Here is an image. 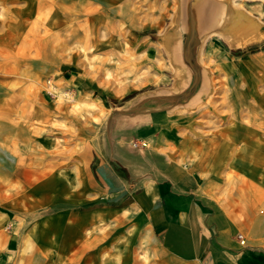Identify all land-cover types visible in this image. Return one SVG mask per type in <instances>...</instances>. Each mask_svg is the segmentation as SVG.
<instances>
[{"label": "rangeland", "instance_id": "374dc122", "mask_svg": "<svg viewBox=\"0 0 264 264\" xmlns=\"http://www.w3.org/2000/svg\"><path fill=\"white\" fill-rule=\"evenodd\" d=\"M205 1L0 0V153L41 168L48 179L41 193L24 197L33 210L25 208V220L17 217L23 230L37 220L40 201L72 206L75 164L66 157L81 124L61 120L79 115L85 121L86 100L73 94L80 74L101 84L107 77L113 88L130 93L194 94L180 121L200 136L220 139L222 196L239 205L250 198L264 216V0H211L235 10L217 28L206 27L198 14ZM138 108L147 109L142 103ZM141 142L147 146L138 148L151 147L145 139L131 144ZM7 164L0 162V182L12 198L21 185L2 175ZM74 245L64 242L63 256L41 253L37 264L109 259L89 258L91 252ZM49 248L56 244L50 241Z\"/></svg>", "mask_w": 264, "mask_h": 264}, {"label": "crops", "instance_id": "0c3cea01", "mask_svg": "<svg viewBox=\"0 0 264 264\" xmlns=\"http://www.w3.org/2000/svg\"><path fill=\"white\" fill-rule=\"evenodd\" d=\"M75 79L73 94L87 104L85 121L79 115L61 120L81 124L66 157L75 164L72 206L40 201L37 220L23 230L17 217L25 220V208L33 210L24 197L41 193L48 179L41 168L0 153V162L12 163L2 175L21 185L11 198L0 182V264H37L41 253L63 256L66 241L78 242L73 247L91 252L89 258H109L105 264H264V216L250 198L239 205L222 196L220 139L180 121L194 94L130 93L107 77L103 85L86 74ZM140 139L151 147L134 148ZM13 198L21 200L9 203Z\"/></svg>", "mask_w": 264, "mask_h": 264}, {"label": "bare ground", "instance_id": "6f19581e", "mask_svg": "<svg viewBox=\"0 0 264 264\" xmlns=\"http://www.w3.org/2000/svg\"><path fill=\"white\" fill-rule=\"evenodd\" d=\"M250 1V0H249ZM219 3V2H218ZM198 10H199V12H198V14H199V16H200V18H202V20H203V24L205 25H208V26H206V27H212L213 25H215L216 26V24H218L220 21H221V19H222V17L224 16V15H227V18H229V19H233V12L235 11H233L232 9H231V7L230 8H228V6H226V5H224V4H217V3H214L213 1H211V0H207V1H205V2H203L202 4H201V6H199V8H198ZM191 13V12H190ZM238 13V12H237ZM192 15V14H191ZM253 15V14H252ZM242 17V16H241ZM238 20H239V18H238ZM255 21V20H254ZM237 22V21H236ZM253 23V22H252ZM232 24H234V23H232ZM257 24V23H256ZM219 25V24H218ZM226 25V24H225ZM216 28H217V26H216ZM229 28V27H228ZM204 29V28H203ZM203 29H201V31L203 30ZM264 29V28H263ZM262 29V30H263ZM255 30V29H254ZM226 32V31H225ZM247 33H248V31H247ZM250 33V32H249ZM243 34V33H242ZM23 50V49H22ZM19 51H20V49H19ZM18 51V52H19ZM13 53V52H12ZM264 55V54H263ZM18 58V57H17ZM260 62V61H259ZM206 72V71H205ZM18 74H19V72H17ZM16 73V74H17ZM196 76V75H195ZM203 77H205V76H203ZM209 81V80H208ZM206 82V81H205ZM230 83V82H229ZM207 84V83H206ZM46 87V86H45ZM236 87V86H235ZM209 88V87H208ZM246 91H247V89H246ZM248 92V91H247ZM249 93V92H248ZM252 93V92H251ZM243 94H244V92H243ZM241 95V94H240ZM247 96V95H246ZM243 97V96H242ZM247 98V97H246ZM236 99V98H235ZM230 100V99H229ZM247 100V99H246ZM248 102V101H247ZM247 104V103H246ZM235 105V104H234ZM255 105V104H254ZM251 107V106H250ZM234 108V107H233ZM251 110V109H250ZM252 113V112H251ZM25 159V158H24ZM23 159V160H24ZM20 160V159H19ZM19 162H21V161H19ZM18 162V163H19ZM23 164H24V162H23ZM23 166V165H22ZM257 172H254V175H257L256 174ZM255 200H257V197H255ZM248 204V203H247ZM248 212V211H247Z\"/></svg>", "mask_w": 264, "mask_h": 264}, {"label": "built area", "instance_id": "2783aa9c", "mask_svg": "<svg viewBox=\"0 0 264 264\" xmlns=\"http://www.w3.org/2000/svg\"><path fill=\"white\" fill-rule=\"evenodd\" d=\"M147 146V144L145 143V142H141V143H135V144H133V146L134 147H139V146ZM239 239H240V241H241V243L242 244H244L245 243V239H244V237H243V235H239Z\"/></svg>", "mask_w": 264, "mask_h": 264}]
</instances>
